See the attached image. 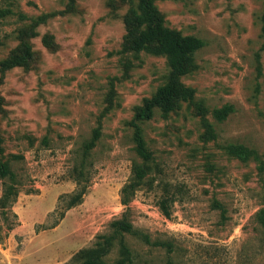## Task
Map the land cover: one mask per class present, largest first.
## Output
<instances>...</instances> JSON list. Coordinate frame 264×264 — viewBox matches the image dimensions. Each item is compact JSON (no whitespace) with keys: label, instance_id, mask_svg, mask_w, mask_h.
Segmentation results:
<instances>
[{"label":"rangeland","instance_id":"rangeland-1","mask_svg":"<svg viewBox=\"0 0 264 264\" xmlns=\"http://www.w3.org/2000/svg\"><path fill=\"white\" fill-rule=\"evenodd\" d=\"M151 1L204 45L191 99L138 122L153 163L125 206L135 116L170 74L132 45L140 0H0V264H76L123 215L150 242L126 234L102 264H264V0Z\"/></svg>","mask_w":264,"mask_h":264},{"label":"trees","instance_id":"trees-1","mask_svg":"<svg viewBox=\"0 0 264 264\" xmlns=\"http://www.w3.org/2000/svg\"><path fill=\"white\" fill-rule=\"evenodd\" d=\"M132 29L137 32L138 37L132 40V45L135 50H141L146 45H154L159 52L165 56L170 74L168 80L163 85L159 86L155 95L144 102L140 111L135 116L134 127V143L135 152L140 162H134L131 166V175L128 183L121 190V203L125 206L131 201L136 191L142 189L146 185L150 164L153 163V156L144 141L142 129L138 122H143L152 118L154 110L160 109L164 113L171 112L176 103L179 101H188L191 99L192 92L185 88L180 82V78L185 75L188 68L192 65L195 53L203 47V42L194 36H182L175 30L164 26L163 19L157 8L151 0H140L138 14H133L131 17ZM230 108L225 107L217 110L214 114L218 122H222ZM6 169L3 166L1 176ZM76 198L70 200L67 209L71 208L76 203ZM14 200H9L7 195L0 198V215H7V207ZM171 200H160L158 202L159 209L165 217L170 216L169 202ZM111 235L99 239L96 246L101 248L81 249L73 257L72 261L76 264H102L101 257L109 251L114 240H121L124 235H133L143 238L146 243H149V238L133 229L132 225L125 218L115 220L110 225ZM101 240V241H100ZM126 260H129V250L122 245ZM125 261L119 264H124Z\"/></svg>","mask_w":264,"mask_h":264},{"label":"crops","instance_id":"crops-1","mask_svg":"<svg viewBox=\"0 0 264 264\" xmlns=\"http://www.w3.org/2000/svg\"><path fill=\"white\" fill-rule=\"evenodd\" d=\"M6 250L2 249V246H0V258L3 259V256L6 255Z\"/></svg>","mask_w":264,"mask_h":264}]
</instances>
